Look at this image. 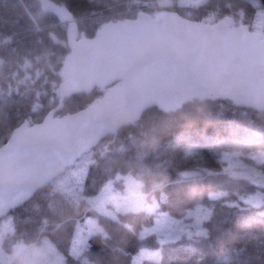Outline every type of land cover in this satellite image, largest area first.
I'll use <instances>...</instances> for the list:
<instances>
[{
    "label": "trees",
    "instance_id": "1",
    "mask_svg": "<svg viewBox=\"0 0 264 264\" xmlns=\"http://www.w3.org/2000/svg\"><path fill=\"white\" fill-rule=\"evenodd\" d=\"M53 1L71 12L78 37L87 38L105 22L134 18L140 10L150 16L161 10L158 0ZM204 1L198 8L164 9L200 21L208 10L228 11L227 4L243 9L246 20L254 11L244 0ZM66 28L39 0H0V145L19 124L40 122L58 104V71L69 52ZM105 90L95 87L64 97L56 115L81 110ZM242 144L264 151V111L219 97L193 99L173 112L150 107L0 218V264L15 244L40 248L43 240L62 255L64 264H131L140 249L160 256L139 264H264V186L240 174L232 162L240 160L241 167L263 176L264 163L237 153ZM84 160L74 196L66 190V177ZM128 175L138 179L155 209L124 208L115 217L101 212L93 197L102 195L109 183L122 192ZM160 211L179 219L190 211L207 212L201 223L206 234L141 235ZM5 219L12 229L3 230ZM90 221L84 247L71 254L76 230Z\"/></svg>",
    "mask_w": 264,
    "mask_h": 264
},
{
    "label": "water",
    "instance_id": "2",
    "mask_svg": "<svg viewBox=\"0 0 264 264\" xmlns=\"http://www.w3.org/2000/svg\"><path fill=\"white\" fill-rule=\"evenodd\" d=\"M244 1L264 8V0ZM39 2L67 23L69 52L58 71V104L40 122L19 124L0 145V218L150 107L173 112L193 99L219 97L264 111V36L246 25L141 11L105 22L87 38L77 36L66 7ZM95 87L106 88L100 98L56 115L64 97Z\"/></svg>",
    "mask_w": 264,
    "mask_h": 264
},
{
    "label": "rangeland",
    "instance_id": "3",
    "mask_svg": "<svg viewBox=\"0 0 264 264\" xmlns=\"http://www.w3.org/2000/svg\"><path fill=\"white\" fill-rule=\"evenodd\" d=\"M101 4H106V0H95ZM205 1L204 0H158L156 8L157 10L152 13L150 16L145 10L138 11L146 12L150 17L161 14L164 11H174V10H165L164 8L172 7H185V8H198ZM259 14L264 18V10L259 9ZM137 13V15H138ZM136 17V15H135ZM205 21H210L209 19ZM237 153L247 154L248 156L257 161L258 163H264V151L255 149L246 144H242L236 150ZM233 165L239 166L238 172L255 183L264 186V176L257 172H250L241 167L240 160H233ZM85 160L82 161L75 170L70 172L66 177V190L69 193L76 196L80 190V184L82 182V177L85 172ZM118 182V181H117ZM122 183V182H121ZM124 187L122 192H115L112 187V183L107 185L106 190L102 195L98 197H93V201L96 203L97 208L104 213H107L111 217H115L116 213L124 208H143L148 211L155 209V203L147 201L143 193L139 188L140 182L138 179H135L133 176L124 177ZM209 212V211H208ZM206 214H202L200 211L192 213L191 211L185 215L184 218H174L169 215L166 211H160L159 215L155 218L154 223L150 227H146L141 231V235H146L149 232H159L164 238L173 237V235L180 236L184 234L185 236H196V235H205V228L201 225L202 221L207 218ZM92 221L86 224L85 227H78L76 234L71 242L69 247V252L71 254H78L80 250L84 247V239L87 234L92 230ZM1 226L4 231L10 230L11 225L8 219L3 220ZM160 252L156 250L140 249L136 254L133 255L131 264H139L143 258H159ZM2 253L0 251V258H2ZM5 264H64L62 261V255L55 250L54 246L43 240L40 248H35L28 246L24 243H17L13 246V250L5 258Z\"/></svg>",
    "mask_w": 264,
    "mask_h": 264
},
{
    "label": "built area",
    "instance_id": "4",
    "mask_svg": "<svg viewBox=\"0 0 264 264\" xmlns=\"http://www.w3.org/2000/svg\"><path fill=\"white\" fill-rule=\"evenodd\" d=\"M207 13L208 15H214V16H230L235 20L236 24H243L245 23L246 20L243 17V14L240 9L238 10L230 9V11L228 12L222 10L220 7H217L215 9L208 10ZM249 23L264 34V18H261L258 14H253Z\"/></svg>",
    "mask_w": 264,
    "mask_h": 264
},
{
    "label": "snow or ice",
    "instance_id": "5",
    "mask_svg": "<svg viewBox=\"0 0 264 264\" xmlns=\"http://www.w3.org/2000/svg\"><path fill=\"white\" fill-rule=\"evenodd\" d=\"M72 194H75V193H72Z\"/></svg>",
    "mask_w": 264,
    "mask_h": 264
}]
</instances>
